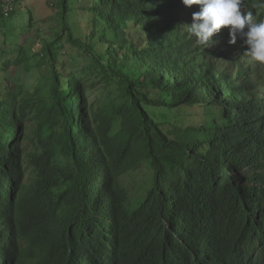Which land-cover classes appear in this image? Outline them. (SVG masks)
<instances>
[{
    "label": "trees",
    "instance_id": "trees-1",
    "mask_svg": "<svg viewBox=\"0 0 264 264\" xmlns=\"http://www.w3.org/2000/svg\"><path fill=\"white\" fill-rule=\"evenodd\" d=\"M20 1L7 17L0 5V27ZM56 3L49 78L2 86L16 63L0 67V264H264V64L226 28L209 48L189 38L199 7L181 0ZM144 161L154 176L132 216L120 179Z\"/></svg>",
    "mask_w": 264,
    "mask_h": 264
},
{
    "label": "rangeland",
    "instance_id": "rangeland-1",
    "mask_svg": "<svg viewBox=\"0 0 264 264\" xmlns=\"http://www.w3.org/2000/svg\"><path fill=\"white\" fill-rule=\"evenodd\" d=\"M6 0H0V5H3ZM28 4L29 8H24V4ZM19 9L21 13L13 16L8 22L7 27H0V67L3 66L7 58H13L16 66H13L9 74V80L1 81L2 86L8 84L9 82H15L19 85H25L31 92H34L36 87L40 85L43 79L49 78L51 73V68L47 58H44L41 54V40L50 37L52 29L55 27L54 18L57 15L58 8L56 0H22L20 1ZM24 9L32 11L34 17V26L31 31L23 32L22 28H25L28 23V14ZM26 12V13H25ZM14 31V32H13ZM84 33L86 30L84 28ZM6 33H11L6 36ZM79 36V34H76ZM218 36V35H217ZM97 45V44H96ZM24 46L31 53L27 55H32L31 61L33 68L31 71H27L23 68L22 64L26 58L23 49L19 51H13L14 48ZM105 51V46L100 47V52ZM64 58L67 60L66 64L72 68L74 71H81L85 65V58L82 55L76 53L66 46L65 51H63ZM42 59V60H41ZM214 76L217 78L218 72L214 71ZM96 88H91L88 91V95L91 93V99L97 95L95 91ZM159 113L166 112L167 119L170 118V111L159 108ZM36 127L32 128L31 136L34 139L35 144L38 143V137L35 131ZM32 146V143H29ZM223 168L227 166L224 161L221 165ZM153 179V171L147 163H142L135 171L131 174L124 176L121 179V186L127 189L133 196L142 198L145 196L148 189L151 187ZM96 200V196H94ZM135 207L134 203H131L129 208L133 209Z\"/></svg>",
    "mask_w": 264,
    "mask_h": 264
},
{
    "label": "clouds",
    "instance_id": "clouds-1",
    "mask_svg": "<svg viewBox=\"0 0 264 264\" xmlns=\"http://www.w3.org/2000/svg\"><path fill=\"white\" fill-rule=\"evenodd\" d=\"M181 2L185 7L191 8L194 5L199 7L198 11L192 13V23L183 25L189 38H195L197 44L204 45L206 48L213 46L215 42L211 38L221 29L226 28L229 30L228 43L230 45H234L237 38H240L247 46L245 55L250 57L253 62L264 64V19L257 21L256 13L250 11L245 0H181ZM253 7L256 8L258 5H253ZM259 7H264V0H260ZM25 145L28 147V143ZM142 163H147L150 166L146 161L141 162L134 170L123 175L121 179L135 171ZM147 192L142 198L133 196L129 192L130 201L126 205H122V209L132 216L138 214L141 210L137 213L133 211L136 210L139 203L146 199ZM131 203L135 205L133 209L129 208Z\"/></svg>",
    "mask_w": 264,
    "mask_h": 264
},
{
    "label": "built area",
    "instance_id": "built-area-1",
    "mask_svg": "<svg viewBox=\"0 0 264 264\" xmlns=\"http://www.w3.org/2000/svg\"><path fill=\"white\" fill-rule=\"evenodd\" d=\"M15 0H6L5 3H6V7L5 9H7V13H5V17H7L9 15V13L13 10V3H14ZM4 3V4H5Z\"/></svg>",
    "mask_w": 264,
    "mask_h": 264
},
{
    "label": "bare ground",
    "instance_id": "bare-ground-1",
    "mask_svg": "<svg viewBox=\"0 0 264 264\" xmlns=\"http://www.w3.org/2000/svg\"><path fill=\"white\" fill-rule=\"evenodd\" d=\"M248 5H249V4H248ZM252 6H253V5H252ZM252 6H251V7H252ZM248 7H250V6H248ZM252 11H253V10H252ZM216 53H217V52H216ZM215 55H216V54H215ZM220 55H221V54H220ZM187 56H188V55H187ZM189 58H190V57H189ZM214 58H215V57H214ZM214 62H215V61H214ZM94 181H95V180H94ZM93 188H94V186H93Z\"/></svg>",
    "mask_w": 264,
    "mask_h": 264
}]
</instances>
